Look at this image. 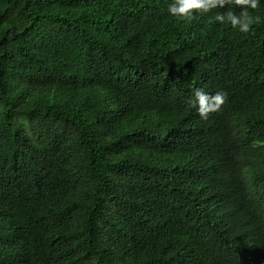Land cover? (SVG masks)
<instances>
[{
  "label": "trees",
  "instance_id": "1",
  "mask_svg": "<svg viewBox=\"0 0 264 264\" xmlns=\"http://www.w3.org/2000/svg\"><path fill=\"white\" fill-rule=\"evenodd\" d=\"M172 2L0 0V264H264V0Z\"/></svg>",
  "mask_w": 264,
  "mask_h": 264
},
{
  "label": "clouds",
  "instance_id": "2",
  "mask_svg": "<svg viewBox=\"0 0 264 264\" xmlns=\"http://www.w3.org/2000/svg\"><path fill=\"white\" fill-rule=\"evenodd\" d=\"M262 3V0H173L168 5L167 11L173 17L189 20L192 18L194 11L203 15L212 9L225 8L223 12H216L214 20L221 24L228 23L234 30L247 34L253 24L259 23L260 17L253 16L249 9L255 10ZM238 7L240 11L237 13L234 8ZM195 101L197 105V114L203 118H207L209 111H215L222 105L226 99V94L217 92L209 98L208 94L202 89L194 91ZM209 99L212 103L209 104Z\"/></svg>",
  "mask_w": 264,
  "mask_h": 264
}]
</instances>
